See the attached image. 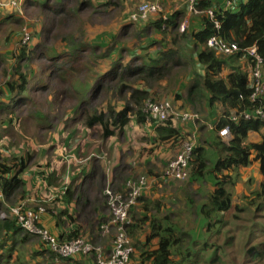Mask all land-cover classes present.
Segmentation results:
<instances>
[{"label":"trees","instance_id":"1","mask_svg":"<svg viewBox=\"0 0 264 264\" xmlns=\"http://www.w3.org/2000/svg\"><path fill=\"white\" fill-rule=\"evenodd\" d=\"M77 1L79 3L76 8L79 10L90 7L94 3V0ZM25 2L30 4L29 0ZM221 5L228 8L224 10ZM45 7L48 12L46 20L51 23V26L54 23L62 24L76 13L67 9L59 10L54 8L56 7L54 5ZM195 9L197 15L200 16L201 28L180 34L177 32V22L183 16L182 11L166 15L164 18L162 17L164 13L157 15V20L151 24L158 31L163 27V31L169 28V32H161L164 36L168 33L172 36L171 48L166 49L164 46L157 50L154 56L139 58L141 61L132 57L130 58L132 63L126 67L123 66V58L128 55L129 51L125 46L119 48L114 56L113 48L104 54L98 51L101 54L95 57L88 66L82 63L81 59L84 60L86 54L93 57L98 47L76 46L56 54L43 47L38 53L40 58L42 57L54 66L62 60L66 66L53 68L48 65L36 77V80L33 77L29 81L30 77L23 73L22 64L29 61L30 53L38 51V46L34 48L29 46L32 39V35L29 34L31 38L28 36L27 43L20 41L19 52L12 58L11 74L6 87L12 96L11 99H15V103L0 102V113H3L1 116L5 117L2 124H7V128L14 135L12 137L19 138L24 145L26 141L23 133L25 123L28 121L31 122V125H28L30 128L40 127L49 131L51 123L40 111L34 112L33 117L21 116L24 112L22 108L33 106V100L28 97V92L32 90L31 86L34 82L36 83L34 91H46L48 84L56 83L62 87V92L66 93L69 98H78L77 109L83 119L79 122L81 126L77 129L84 131L97 127L102 139L120 136L131 117L135 118L137 125L150 123L153 126L157 143L159 145L168 143L172 146L168 148V156L178 153L173 160L180 155L184 144L191 147V154L185 168L188 171L189 184L198 183L199 186L207 184L208 192L202 194L196 204L190 198L185 200V206L194 211L193 216L196 219L195 225L188 231H183V228L175 223V215L169 213L171 211L163 210L162 202H156L153 210H147L149 213L146 217L148 231L145 233L144 245L141 246L142 251L139 254L138 264H264V213L262 214L264 212V133H261L264 130V122L255 118L246 119L242 114L252 112L259 106V103L251 101L253 89L247 75V64L250 67L253 62L241 53L228 58L219 57L206 46V41L211 37H219L226 43L235 44L241 49L255 46L261 58V70L264 73V0H197ZM61 12L63 15L58 16ZM208 12L212 14L211 17ZM52 13L56 14L53 18L50 17ZM3 25L21 29L24 21L13 15L0 16V27ZM46 30L49 34L51 28ZM126 32L127 40L134 37L131 27L124 33ZM122 37L121 33L118 34L117 40L120 41ZM112 40V46L118 43ZM187 40L189 44L185 43ZM163 43H165L164 39ZM100 59L102 61H98ZM107 60L109 61L106 64L105 74L96 73V79L89 84L88 78L85 80L82 71H86L89 66H94L99 62L104 64ZM4 63L5 60L0 54V65ZM53 70L55 71L52 73ZM169 80L174 100L184 98L185 102L193 106L196 111L197 108L205 110L208 114L206 121L212 122L217 116L213 123L215 126L207 133L209 136L206 139L199 140V137L196 140L190 139L188 134L173 124L172 117L162 122H155L157 120L152 117L151 119L144 111L145 102H155L151 97L152 94L150 96V89L140 88L133 91L132 88L127 87L132 83L163 86ZM109 86L117 88L119 93L130 91L129 98L133 106L125 104L117 111L110 107L105 110L106 106L91 110L90 104L98 98L97 96L102 97L106 92H112ZM86 92L89 94L88 99L85 98ZM1 95L3 94L0 92ZM76 103L74 102L72 106ZM106 112L109 113L108 122L104 120ZM210 112H215V116L209 117ZM224 127L229 129L230 140L227 144L218 135V130ZM199 130L202 132L205 127L200 126ZM71 133L76 135L77 130H71ZM249 133L259 134V142L248 143ZM155 146L158 145L155 143ZM15 153L16 156L5 157L0 162V194L8 197L15 194L23 211L35 210L29 208L25 202V193L29 189H27L28 184L24 182L23 175L30 160V150L20 149ZM170 162L171 160L167 157L166 165ZM253 164H256L258 168L259 186L257 190L243 197L244 208L233 206L231 191L234 185L240 182V170ZM35 166L38 167V165ZM48 169L47 165L41 170L32 168L35 174L38 176L41 174L43 181L52 185L55 174L60 170H53L46 175L45 170ZM138 200L145 199L139 197ZM41 206L43 207L42 204ZM239 211H248L253 217L252 224L247 230L248 233L239 234L235 225L234 230L218 242L222 231L239 220L235 214ZM259 215L262 216L261 226H258L259 222L254 223L255 217ZM60 216L64 217L61 214ZM65 216L69 220L73 219L71 215ZM129 225L126 226V233L130 238H134L139 223L134 222ZM253 225L257 226L252 231ZM79 237L81 235L76 231L70 232L66 238H60V240L66 242ZM212 239L214 241H211ZM231 247L236 250L234 257L229 256L225 250Z\"/></svg>","mask_w":264,"mask_h":264},{"label":"rangeland","instance_id":"2","mask_svg":"<svg viewBox=\"0 0 264 264\" xmlns=\"http://www.w3.org/2000/svg\"><path fill=\"white\" fill-rule=\"evenodd\" d=\"M25 1L26 0H0L1 17L13 15L24 21V25L21 29H17L11 25H3L0 27V54L5 60V63L0 65V82L2 80L3 83L8 81L7 76H9L8 73H10L11 70L9 68L10 65L6 66V61H10L17 55V52H19L18 49L20 41L23 43V40L27 39L29 34L32 35L29 46L32 48L38 46V51L33 54L30 53L29 61L22 64V67H24L22 69L23 73L30 77L29 81H31L33 77L36 80V77L48 65H51L53 68L66 66L65 63H62V60L57 63V66H54L51 63H47V61L42 59V57L40 58L38 53H40V49L43 47L45 50L51 51L55 54L62 53L64 50H70L76 46H86L88 48L98 47L97 53L93 57L86 54V56H84V60L81 59V62L87 66L90 65V62L93 61L95 57H98V55L101 54L98 53V51L103 52L104 54L109 49L113 48L112 52H117L119 48H121V45L118 42L116 45L112 46L111 38L116 36L115 34L118 33L117 31L124 21V19H122L124 16L121 17V15L125 9H134V7H130L127 2L134 4L137 2L136 0H129L126 3H122L120 0H94L92 6L84 7L79 10L76 8L79 3L77 0H29L30 4ZM58 1H60V3ZM145 1H156L160 5L161 0ZM49 5H54L56 6L54 8H58L59 10L67 9L76 13L72 14V17L66 19L62 24L58 25L54 23L51 26V23L46 20V14H48V12L46 11L45 6L48 7ZM55 15V13H52L50 17L53 18ZM60 15L62 16L63 13H59L58 16ZM184 18L185 17H180L179 22H182ZM49 28H51V30L50 33L47 34L46 29ZM29 38L31 37L29 36ZM113 41L115 42L114 39ZM27 42L28 41L24 43ZM126 43L129 44V40L126 41ZM137 43L138 42L133 44L136 45L135 48L139 47V44L144 43V41H141L138 44ZM131 49L132 48H130V50ZM118 59L119 58H117V60ZM98 61L102 60L100 59ZM123 62V66L126 67L132 63V60L129 57L124 56ZM106 64L107 62H104V64L103 62H99L94 66H89L86 71H82V74L85 75V80L88 78V83L91 84L93 79H96V73L101 75L102 70L106 71ZM54 71L55 70H53L52 73ZM248 71L249 69L247 65V72ZM247 75L249 74L247 73ZM79 77L82 78V75L79 74ZM105 78H107L106 75ZM35 85L36 83L34 82L31 86L32 90L28 92V97L33 100V106L31 105V107L22 108L24 112L21 116L26 118L29 116L33 117L34 112L38 113V111H40L42 115H44L51 123L49 131H47L46 128L40 127L30 128L28 125H31V122L28 121L25 123L23 133L26 145H24V142H22L19 138L13 141H16L19 145H21V149L30 150V160L27 163L29 167L28 169L34 168L36 170H41L42 168H46L47 165L49 169L45 170L46 175L53 170L60 171L55 174L53 184H50L47 193H44L45 191H34L32 188L30 190V194L38 200L45 198L48 201L50 198H53L54 200H49L48 207L52 210H60L62 208L60 207L61 203L59 193L63 191L69 185V182L72 179H75L77 175H81L84 171L88 174L90 169L94 170L95 172H92L90 177L85 175L84 177H81L83 178L82 181L81 178H77V181L74 180L72 187L78 188V191L80 189L84 190L85 194L83 191L82 199L80 201L74 200L73 204L79 205L76 208L74 206L75 212L80 213V222H82L84 227L89 230L91 234V237H88L89 239L86 237L85 239L90 242L89 244H91L92 247L100 248L102 250L105 246H107L109 240H103L102 238L99 239L100 233H97L95 228L99 223V215L105 214L108 216L109 210L106 207V198L104 194H100V187H98L100 184L99 182L105 178L107 172H112V174H114V183H116L128 175H132L134 171L133 168H141L143 172L147 171L149 168L147 166H143L142 164L145 159H147V156H144V159H137L140 150L139 148L142 147L140 144L149 147L146 145L145 141H143L146 140L147 137H143L137 132L140 127L135 125L134 121L130 122L129 127L126 129L128 130V133L121 134L113 139L100 138V132H98L97 127L80 131L77 128L81 126L79 122L83 119V117L77 109L76 102L78 101V98H69L66 93L64 94L62 92V87L56 83H54V85L52 83H50V85L48 84L46 91H34ZM127 87L129 89L132 88L131 90L133 91L140 88L147 90L150 89V96L152 94L151 97L155 101H152L151 103L158 106H169V117H172L176 127L179 126V124L184 125V127L178 128L188 134L190 139L196 140L197 137H199V140H201V138L206 139L209 136L207 133L211 131L213 126H209L211 121L209 122L205 120L207 116H205V114H207L205 110L201 109V111H198V117L191 116V118L196 119V121H194V127L191 126L190 121L187 123L180 122L181 120L178 116H182L183 114L188 115V112H191L192 109H184L182 108L183 105H181L180 102L176 103V100H174L173 89L170 86V80L169 82L163 84V86L149 85L148 83H132L128 84ZM109 89H111L112 92H106L102 95V97L97 96L98 98L90 104L91 110L106 106L105 110L110 107L112 110L117 111L125 104L133 106L132 100L129 98V95L131 94L130 91H122L119 93L117 92V88L114 86H109ZM88 97L89 94L86 92L85 98L88 99ZM74 102L76 104L72 106ZM105 116L104 120L108 122L109 113L106 112ZM213 116H215V112H210L209 117ZM216 117H214L211 124L215 122ZM200 126H203V128L205 127V130L200 132ZM74 129L77 130L76 135L71 133V130ZM16 130L18 131V127H16ZM219 131L220 130H218V135L220 133ZM261 133H264V130H262ZM150 136H152L151 133H149V137ZM220 138L226 144L230 140V137L220 136ZM259 139V134L249 133L247 142L258 143ZM11 149L14 151L16 148L13 145ZM157 152L160 151L158 150ZM164 153H166V151H164ZM177 154L178 153L170 154V156L166 155L171 162H174L173 158ZM166 155L163 159L167 158ZM158 158L159 154H154L151 157L152 160L154 159V163L157 166L161 163V160ZM117 161L118 165L112 169L111 167ZM163 162L158 171H153L157 174H159L160 171H164L163 174L155 179V184H159L161 180H164V174L169 178L168 180L166 179L163 181L164 184H162L163 182L161 183L160 190L158 189L157 191L152 192L157 196H167L166 198L162 196V200H165L164 206L168 207L166 211H171L169 213L175 215V223L182 227L183 231H188L195 225L196 219L193 216L194 211L185 206V200L190 198L193 203L196 204L202 197V194H206V192H208L207 184H201L199 186V184L196 183L190 185L188 177L180 180L170 177L167 169L170 164L166 165L165 163L163 166ZM35 165H38V167ZM257 170L258 168L256 164L240 170V182L236 183L231 191L233 206L244 208L245 203L242 201L243 197L257 190V187L259 186V176L257 174ZM60 175H63V180L60 179ZM142 175L143 174L136 175L135 177ZM39 176H41V174ZM109 181L111 182L110 179ZM155 184L152 183L149 189H152ZM106 187L110 188L109 182L105 184L102 193H104ZM84 195H86L85 201ZM15 201L16 199L13 198L10 201V206L14 204ZM40 202L42 201L40 200ZM41 204L42 203H36L34 207H31L30 205L29 207L32 209H36L38 207L43 208ZM233 212L234 208L232 210V213ZM45 213L46 212L44 211V214ZM263 213L264 212H262V214ZM235 214L239 220L236 224L231 227L228 226L222 231L218 242H221L226 234L229 235L230 231L234 230L235 225L239 230V234L246 235L248 233L247 230H249V226L252 224L253 220L252 215L248 213V211H239L235 212ZM261 217L262 216L260 215L259 217H255L256 219L254 223L259 222L258 226H261L262 224V221L260 220ZM36 221V219L33 220L34 225H36ZM103 221H105V219ZM104 223H107V221ZM255 226L257 225H253L252 231L255 230ZM111 232L115 234V230L111 228L107 235H110ZM211 241H214V239ZM225 250L229 256L232 255L234 257L236 255V250L233 247ZM24 264H26V262Z\"/></svg>","mask_w":264,"mask_h":264},{"label":"crops","instance_id":"3","mask_svg":"<svg viewBox=\"0 0 264 264\" xmlns=\"http://www.w3.org/2000/svg\"><path fill=\"white\" fill-rule=\"evenodd\" d=\"M120 1L122 3H126L129 0H120ZM136 1L137 2L135 4L131 2H127L129 3V6L134 7V9H130V8L125 9V11L121 15V17L124 16L122 18L124 19V21L123 22L121 21L122 24L119 30L117 31L118 33L115 34L116 36H114L111 39L118 41L117 40L118 34L121 33L123 35L121 40L118 42L121 45L120 47L125 46V48H127L129 52H128V55H126V57H129V58L135 57L139 59L141 57H150V56H154L157 53V50L163 48L164 46L166 47V49L171 48L172 36L169 33L166 34L165 36L163 34V32H166V31L169 32V28H166V31L161 32V30L158 31L152 26L153 22L157 20L156 16H150L146 21H143L140 24L129 22L128 15L134 12L136 10V6H138L141 2L145 0H136ZM185 3H186V0H161L160 1L162 11L163 13H166V15H172L177 11L183 12L182 17H185L183 21L187 23V28L185 31H188V32L197 31L201 28L200 16L195 15V14L194 15L190 14L188 10L186 11L187 8L185 9ZM221 6L223 7L222 9L224 10L228 8L225 5H221ZM227 6H229V4ZM182 22H179L178 20L177 32H178V26ZM130 27L132 28L134 37L131 39H128L129 44H127L126 41L128 40H127V37H125L127 35V32L126 33L124 32L127 29H130ZM163 39L165 40V43L162 44ZM141 41H144V43H140L139 47L137 48H135L136 45H132L136 42L139 43ZM188 42L189 41L187 40L185 43L189 44ZM130 48L132 49L130 50ZM116 53L117 52L113 53V56ZM108 61L109 60H107L106 62ZM6 63H7L6 66L10 65L9 68L11 69L12 59L10 61L7 60ZM102 73L105 74V71H103ZM10 74H11V70H10V73H8L9 76H7V80L10 77ZM6 82L7 81L3 83L2 80L0 82V92L3 94L0 96V102H3L5 104L9 102L8 104H10L12 101V103H15V99L14 98L11 99L12 96H10L9 94V91L6 87ZM178 102H180V104L183 105L182 108L187 109V110L192 109L191 112H188V113H191V114L195 113L198 116L199 113L197 111H201V108H198L197 111L193 109L192 106L188 105L185 102L184 98L180 100H176V103ZM1 115H3V113H0V162H2V159L5 157L10 158V157L16 156L15 152L21 149V145H19L16 141H13V140H17L18 138H13L12 136L14 135L11 133L10 129L7 128V124L6 125L2 124L5 117ZM206 115L208 116V114H205V116ZM178 118L181 120L180 121L181 123H187L188 121H190L191 126L194 127V121H196V119L194 118L184 119L181 115L178 116ZM132 121H134L135 125H137L134 117H131L130 122ZM130 122L122 130L121 134L128 133V130L126 129L129 127ZM137 126L140 127L137 132L140 133L141 136L147 137V139L143 141H145L146 145L149 146L147 147V146L140 144V146L142 147L139 148L140 150H139L137 159H141V158L144 159V156H147V159H145V161L142 164L145 167L147 166L149 169L143 172L141 168H133L134 171L132 175H128L127 177L120 179L116 183H114V174H112V172L111 173L107 172V174L105 175V178L99 182L100 184L98 187H100V194H103L102 191L107 182H109L110 187L114 191L125 192L127 183L130 181L136 180L137 178H140V177H146L150 175L160 176L161 174H163L164 171H160L159 174L153 171H158L163 161H164L163 166L165 165L166 158L163 159V157L166 154L167 155L169 154L168 148L172 146H169L168 143H163L160 145L157 143L155 139L156 135H155L154 129H152L153 126H151L150 123L137 125ZM209 126H213L212 129L214 128V125L211 124V122ZM178 127L182 128L184 127V125L179 124L177 128ZM13 131L14 130H12V132ZM149 133H151L152 136L149 137ZM115 137H112L110 139H113ZM155 143L158 146L154 147ZM13 145L16 148L14 151L11 149ZM17 147H20V148L17 149ZM158 150L160 152H157ZM164 151H166V153H164ZM154 154L155 155L159 154L158 159L161 160V163H159V166H157L154 163V159L153 160L151 159V157ZM117 165H118V161L111 168L113 169ZM28 168L29 167L27 166V169L24 171V175H23V177L25 178L24 182L28 184L27 189H29L25 193L26 205L28 207L29 205L31 207H34L36 203H42L43 207L46 208V210L45 209L43 210V208L40 209L41 207H39L37 211L26 209L28 210V212L24 214L23 216H28V214L30 213L31 216L37 220L36 225L42 230H44L49 236H51V239L56 240V241H61L60 238L61 239L66 238V236L70 232H76V231L79 232V235H81V237H84V239L85 237L86 238L91 237L89 230H87L82 224V222H80V213L75 212L74 206L76 208L79 205L73 204L74 200L80 201L82 199V192L84 190L80 189L78 191V188L72 187V185L74 183V180L77 181V178L80 179L81 177H84L85 175L90 177V174L95 171L90 169L88 174L86 171H84L81 175H77L75 179H72L69 182V185L63 191L59 193V199L61 203L60 207L62 209L52 210L48 207V203H49V200L53 198H50L48 201L45 198L40 199L42 201L40 202V200H38L36 197L30 194V190L32 188L34 189V191H45L44 193H47L50 187V183L43 181V178H41V176H38L37 174L33 172L32 169H28ZM140 174H143V175L135 177L136 175H140ZM163 177H166V175L164 174ZM60 179L63 180V175H60ZM109 179L111 180V182L109 181ZM166 179L168 180V178ZM166 179L161 180L159 184H155V186L152 189H149L143 192L141 195V198H144L145 200H139L138 203L130 211L129 224L131 225L134 222L139 223V227L136 230V234L134 238H130L131 243L134 247V252L131 256L130 264H138L139 262V254L142 251L141 246L144 245L143 241L145 238V233L148 231V226H147L148 221L146 217L149 216V213L147 212V210L148 209L153 210L155 207L154 204L156 202H162L164 204L165 200H162V199L163 197L164 198L167 197L163 195L161 196L154 195L152 191H157L158 189L160 190L161 183L165 181ZM82 180L83 178H81V181ZM162 184H164V182ZM66 190L67 192H65ZM84 194H85V191H84ZM13 198L16 199L15 194L12 195L11 197L2 195V197L0 198V264H24L25 262L26 264H95L93 258L88 257V256H83V255H74L68 258L57 257L55 254L49 251L47 245L43 242L41 237L34 236V235H28L24 231H22L21 228L18 227V224L15 222L13 216L11 215L9 211V207L15 206L16 204L20 202V201L18 202L16 199L15 203L10 206V201ZM85 198H86V195H84V201L86 200ZM167 208H168L167 206H164L163 210L166 211ZM44 211L46 212L45 214H44ZM60 214L63 215L64 217L60 216ZM65 215H71L73 219L69 220L66 218ZM157 216L159 217L158 211H157ZM99 217H100L99 223H98V226H96L95 230L97 231V233H100V235L98 234L99 239L102 238L103 240H109L107 246H105L102 249L104 254L108 255L113 245L114 233L111 232V234L107 236L102 234L100 230V225L108 220L109 215L106 216L105 214H100ZM104 219L105 221H103Z\"/></svg>","mask_w":264,"mask_h":264},{"label":"built area","instance_id":"4","mask_svg":"<svg viewBox=\"0 0 264 264\" xmlns=\"http://www.w3.org/2000/svg\"><path fill=\"white\" fill-rule=\"evenodd\" d=\"M197 0H186L187 10L190 14H198L195 9V3ZM162 14L161 7L158 2H143L139 4L136 10L130 14L129 20L134 22L146 21L150 16H157ZM211 17L212 14L208 12ZM166 14H162L164 18ZM164 28V27H163ZM162 28V30H163ZM187 23L183 21L179 27V33L185 32ZM27 38V37H26ZM28 41L23 40V43ZM206 46L213 50L215 54L222 58L234 56L238 53L243 54L244 57L252 59L253 65H248V78L250 80V86L253 89L251 101L259 103V106L252 112L242 113L246 119H260L264 122V73L261 70V58L257 54L255 46L250 48L241 49L235 44H228L219 37H211L206 41ZM260 101V102H259ZM144 110L152 118L158 121H165L170 116L169 106H158L151 102H147L144 106ZM193 115L183 114L184 119L191 118ZM221 137H228L229 129L227 127L222 128L219 131ZM191 147L186 146L183 152L176 157L174 162L170 163L169 175L176 179H183L187 176L185 172V165L188 156L190 155ZM153 180H133L127 183L125 192H116L111 188L106 187L104 190V196L107 202V208L109 210V220L106 224H102L101 229L103 234H107L111 228L115 230L113 245L108 255H105L100 248L92 247L83 237H79L67 242H58L53 239H48L42 232L35 228L32 224L31 218H22L24 227L37 235L42 236L49 242L50 251L58 257L67 258L74 255L88 256L94 259L95 264H130V256L133 253V247L130 244V240L125 230V226L128 223L129 210L137 202V199L141 195V192L151 186Z\"/></svg>","mask_w":264,"mask_h":264},{"label":"clouds","instance_id":"5","mask_svg":"<svg viewBox=\"0 0 264 264\" xmlns=\"http://www.w3.org/2000/svg\"><path fill=\"white\" fill-rule=\"evenodd\" d=\"M144 2V1H143ZM143 2H141V3H143ZM146 2V1H145ZM140 3V4H141ZM186 4V3H185ZM186 7H187V5H186ZM136 8H137V6H136ZM133 13V12H132ZM131 14V13H130ZM130 14L128 15V20H129V16H130ZM194 15V14H193ZM195 15H197V14H195ZM129 22H132V23H136V24H140L141 22H143V21H139V22H134V21H130L129 20ZM179 27V26H178ZM164 30V29H163ZM163 30H161V31H163ZM232 57V56H231ZM228 58V57H227ZM150 102V101H149ZM147 102H145V104H146ZM145 104H144V106H145ZM145 111V110H144ZM148 114V113H147ZM188 114H190V115H193V116H195V117H198L195 113H188ZM150 116V115H149ZM150 118H151V116H150ZM152 119V118H151ZM187 119H189V118H187ZM195 119V118H194ZM155 122H162V121H155ZM222 129V128H221ZM220 129V130H221ZM117 136V135H116ZM115 137V136H114ZM228 137H230V135H228ZM112 138V137H111ZM186 146H189L188 144H184V147H183V150H184V148L186 147ZM190 147V146H189ZM183 150H182V152H183ZM181 152V153H182ZM180 153V154H181ZM190 154H191V152H190ZM190 157V155L188 156V158ZM188 158H187V160H188ZM186 165H187V161H186ZM186 165H185V168H186ZM168 172H169V168H168ZM185 172L187 173V176H188V171L185 169ZM186 176V177H187ZM159 176H153V175H150L149 177H141V178H138V179H136V180H139V179H144V180H146V179H148V180H153V184H155V179L156 178H158ZM171 177V176H170ZM166 178H169V177H167V175H166V177H164V179H166ZM177 180H180V179H177ZM160 183V182H159ZM151 187V186H150ZM150 187H148V188H146V189H144L143 191H145V190H147V189H149ZM111 188V187H110ZM112 189V188H111ZM114 191V190H113ZM143 191L141 192V194L143 193ZM141 196V195H140ZM139 196V197H140ZM2 197V194H0V198ZM139 199V198H138ZM137 199V202H136V204L138 203V200ZM135 204V205H136ZM134 205V206H135ZM106 206H107V202H106ZM134 206H132V208L129 210V213H128V223L126 224V226L129 224V222H130V220H129V214H130V211L133 209V207ZM40 209H42V208H40ZM108 209V208H107ZM36 211L38 210V209H35ZM9 211H10V213H11V215L13 216V218H14V220H15V222L18 224V227H20L21 228V230L22 231H24L26 234H28V235H34V236H39V237H41L42 238V236H40V235H37V234H34V233H32V232H30V231H28L25 227H24V220L22 219V218H31L32 220H34L33 219V217L31 216V214L29 213L28 214V216H23L24 214H26L27 212H28V210H22V206L21 205H19V204H16L15 206H11V207H9ZM108 220H109V218H108ZM108 220H107V222H108ZM32 224H33V221H32ZM103 224H106V223H103ZM33 226L35 227V228H37L40 232H42V234H44V236H46L48 239H51V236H49L44 230H42L41 228H39L37 225H34L33 224ZM101 226H102V224L100 225V230H101V232H102V229H101ZM126 226H125V229H126ZM103 234V233H102ZM108 234V233H107ZM107 234H103V235H107ZM128 235V234H127ZM128 238H129V240H130V244H131V246L133 247V245H132V243H131V239H130V237H129V235H128ZM113 239H114V237H113ZM42 240H43V242L47 245V247H48V249H49V242H48V240H45V238H42ZM58 242H61V243H63L62 241H58ZM89 242V241H88ZM49 251H50V249H49ZM51 252V251H50ZM133 252H134V247H133ZM133 254V253H132ZM132 256V255H131ZM131 256H130V262H131ZM58 257V256H57ZM68 258V257H67Z\"/></svg>","mask_w":264,"mask_h":264}]
</instances>
